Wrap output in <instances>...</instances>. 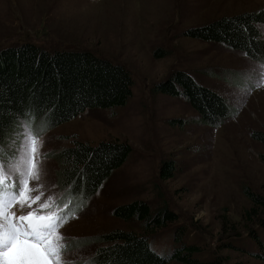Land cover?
Returning a JSON list of instances; mask_svg holds the SVG:
<instances>
[{
    "label": "rangeland",
    "instance_id": "374dc122",
    "mask_svg": "<svg viewBox=\"0 0 264 264\" xmlns=\"http://www.w3.org/2000/svg\"><path fill=\"white\" fill-rule=\"evenodd\" d=\"M262 9L264 0H0V51L26 43L49 52L90 50L133 75L127 106L88 110L48 133L30 128L41 141L42 168L41 180L32 185H43L32 196L42 191L40 203L54 195L61 207L68 203L62 214L75 210L60 229L65 260H89L97 246H86L87 239L114 230L137 231L136 223L112 213L141 200L177 213L178 228L188 230L208 257L226 264H263L239 250H222L220 237L226 225H236L243 234L247 230L243 215L251 202L243 187L264 195L262 146L252 138L264 132V85L257 86L264 65L223 45L183 36L221 17ZM260 30L264 37V25ZM177 71L223 95L231 112L224 125L205 126L187 101L154 92ZM74 140L91 145L120 140L133 148L128 161L89 200L58 183L55 155ZM19 146L1 147L0 161H8ZM165 160L176 166L168 181L160 179ZM152 246L161 255L172 249L171 240L163 238Z\"/></svg>",
    "mask_w": 264,
    "mask_h": 264
},
{
    "label": "trees",
    "instance_id": "16d2710c",
    "mask_svg": "<svg viewBox=\"0 0 264 264\" xmlns=\"http://www.w3.org/2000/svg\"><path fill=\"white\" fill-rule=\"evenodd\" d=\"M261 25L264 9L221 17L190 28L183 36L223 45L264 65ZM156 56L160 58L163 53ZM133 86V75L126 66L90 50L49 52L34 43L3 49L0 148L20 145L25 122L38 134L48 133L88 110L125 107L133 96ZM154 92L187 101L208 127H221L231 114L223 95L186 72L173 73ZM252 138L262 146L259 157L264 165V132H255ZM132 151L129 143L120 140L97 145L74 140L70 147L55 155L58 183L76 197L89 200L128 161ZM175 172V163L165 160L160 179L168 181ZM242 191L251 202L243 215L248 222L247 230L243 234L236 225L229 229L224 226L221 248L239 250L264 264V195L250 187H243ZM112 214L121 221L136 223L137 231L114 230L87 239L86 246L93 244L97 248L82 264H226L218 257H208L203 245L188 230L178 228L179 215L165 205L154 209L139 200L117 206ZM161 238L168 243L171 240L169 254L153 250V242Z\"/></svg>",
    "mask_w": 264,
    "mask_h": 264
},
{
    "label": "snow or ice",
    "instance_id": "6c2138e0",
    "mask_svg": "<svg viewBox=\"0 0 264 264\" xmlns=\"http://www.w3.org/2000/svg\"><path fill=\"white\" fill-rule=\"evenodd\" d=\"M261 85L264 75L257 84ZM40 146L41 141L25 122L15 155L0 161V264H72L63 258L67 245L60 229L75 216V210L62 214L68 203L61 207L54 195L40 203L42 191L32 196L43 187L32 185L42 176Z\"/></svg>",
    "mask_w": 264,
    "mask_h": 264
}]
</instances>
